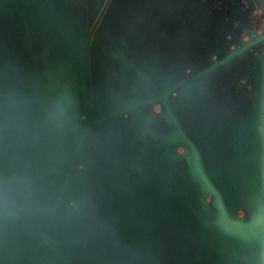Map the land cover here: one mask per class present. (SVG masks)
Returning a JSON list of instances; mask_svg holds the SVG:
<instances>
[{"label":"water","instance_id":"obj_1","mask_svg":"<svg viewBox=\"0 0 264 264\" xmlns=\"http://www.w3.org/2000/svg\"><path fill=\"white\" fill-rule=\"evenodd\" d=\"M108 1L90 27L97 0H0V264H264V100L259 183L243 174L246 146L234 140L227 153L247 184L236 194L259 191L255 215L241 218L177 112L198 76L248 45L152 99L145 93L137 107L157 101L180 135L167 144L164 134L117 122L125 107L119 86L92 46ZM259 41L264 33L248 44ZM122 56L111 61H124L129 71L121 73L139 79L136 59ZM207 200L213 208L203 212Z\"/></svg>","mask_w":264,"mask_h":264},{"label":"flooded vegetation","instance_id":"obj_2","mask_svg":"<svg viewBox=\"0 0 264 264\" xmlns=\"http://www.w3.org/2000/svg\"><path fill=\"white\" fill-rule=\"evenodd\" d=\"M132 1H108L92 34V46L95 41L100 40L105 52L97 56L98 60L109 68L105 63V56L108 54L111 57L122 54L124 58L128 55L126 62L136 59L132 69L139 72L137 80L147 83L149 91L146 96L152 99L157 91L171 83L202 70L238 47L248 45L242 53L221 62L196 78V92L199 96L197 107L202 130H209L207 124L211 128H217L218 136L224 135L231 142L243 138L250 124L247 115L252 114L251 108L257 113V92L254 95L253 84L263 82L264 88V43L259 41L253 45L248 44L264 33V0ZM105 2L106 0H97V10L87 6L88 13H94L90 27L95 23ZM143 60L146 63H143L145 65L142 68ZM148 61L153 62L150 75L144 71ZM112 62L116 66L119 64L117 67L121 72L129 71L125 68L126 64L122 63L124 61L114 59ZM158 63L161 64L160 69L155 72ZM176 92L173 91L172 99H175L173 96ZM201 92H208L209 98L201 99ZM193 95L192 93L187 97V102L190 98V103L192 102ZM263 95L260 97V110L258 108L262 115ZM183 101L186 104L185 99ZM152 104L153 107H150L149 111L152 109L157 115L161 114L163 109L160 104L157 101ZM123 108L121 119H117L119 124L148 132L153 137L146 117L142 119L136 116L135 105H126ZM183 108L177 111L180 119ZM163 112L169 117L165 110ZM129 115L131 117L126 119ZM169 119L174 132L166 137L170 140L172 136V140H166L163 134H157L166 138L160 139L161 142L175 144L181 139L172 119ZM181 121L185 126L182 119ZM262 121L263 118L261 128ZM177 149L179 153L183 152L181 145H178Z\"/></svg>","mask_w":264,"mask_h":264},{"label":"rangeland","instance_id":"obj_3","mask_svg":"<svg viewBox=\"0 0 264 264\" xmlns=\"http://www.w3.org/2000/svg\"><path fill=\"white\" fill-rule=\"evenodd\" d=\"M132 0H126V2H129ZM93 2V1H92ZM91 2V3H92ZM93 54L95 56H98L99 54H105L102 48V43L100 40L95 41V44L93 45ZM109 55V54H108ZM105 56V55H104ZM114 55H112L113 57ZM116 57V56H115ZM251 59V55L250 58ZM107 65L112 68L113 75L117 80L118 86H119V103L122 104V106L126 105H135V113L136 116L139 118L144 119L145 114H148L146 116V121L149 126V130L151 134H164L165 136L172 134L174 132V128L171 125V121L169 117L166 114H163L164 112H160L161 114L157 115L149 111L150 107H153V104H148L145 107L138 108L137 105L141 102V100L144 98L145 93H148V87L146 82H141L140 80H137V78L131 74L124 76L121 71L118 69L115 63H113L109 56L105 59ZM115 64V65H113ZM133 75V76H132ZM214 75V74H213ZM264 76V75H263ZM134 82V83H132ZM213 82V81H211ZM209 84H211L209 82ZM212 85V84H211ZM261 88V89H260ZM205 89L203 90V92ZM252 91L255 95L257 92V100L256 101V109L257 113L253 112V107L251 108L252 114L247 115L250 121V124L247 128L246 133L244 134V137L241 138L238 141V146L242 148L245 147L243 150L248 152L247 155H249V159L247 162L243 163L241 166L244 170L243 174H249L252 177H256L255 182L256 184L258 182V165H259V147L261 145V139H262V133H261V118L262 114L258 112V108L260 110V97L264 94V88H263V82L260 83H254L252 87ZM261 91V96H260ZM194 95L192 97V102L189 104H185L184 108L182 109L180 116L183 120L185 127L192 137L193 141L196 143L198 150L200 152V157L202 159L203 165L206 170L210 172H214L218 174V186L221 188L223 199L230 211H235L238 207H242L243 209H237L236 215L238 217H244V216H254L255 213L251 212L252 207L254 205L255 200H259V191L253 190L251 191V195L248 196V199H245L244 196L241 197L236 193H245L247 184L243 181L241 178L239 172L236 168V166L229 161V158L227 156L231 155L232 147L235 146L233 143H231V140L228 139V137L224 135L218 136L217 128H211L209 125L206 124V126L209 128V130L204 131L202 130L200 126V120H199V113H198V107L197 102H199V96L198 93L193 92ZM208 92L203 94L201 92L200 98L204 97V99L209 98ZM253 101H254V96ZM254 104V106H255ZM173 157V156H172ZM184 162L187 163V166L190 168H193L192 161L188 159H184ZM240 186L241 188H238ZM231 187V188H230ZM234 191L233 193L230 191ZM251 199H254L250 201ZM213 208L210 200L203 202L201 205H199V209L201 211H205L206 209Z\"/></svg>","mask_w":264,"mask_h":264}]
</instances>
